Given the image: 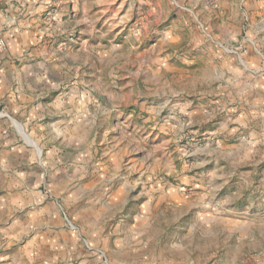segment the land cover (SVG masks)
Here are the masks:
<instances>
[{
  "label": "rangeland",
  "instance_id": "rangeland-1",
  "mask_svg": "<svg viewBox=\"0 0 264 264\" xmlns=\"http://www.w3.org/2000/svg\"><path fill=\"white\" fill-rule=\"evenodd\" d=\"M20 2L0 0V264H264V0H42L12 23ZM44 51L78 63L47 95L1 77ZM23 93L49 116L14 119ZM43 207L52 234L26 224Z\"/></svg>",
  "mask_w": 264,
  "mask_h": 264
},
{
  "label": "crops",
  "instance_id": "crops-1",
  "mask_svg": "<svg viewBox=\"0 0 264 264\" xmlns=\"http://www.w3.org/2000/svg\"><path fill=\"white\" fill-rule=\"evenodd\" d=\"M20 5H24L23 9H25L26 11H23L22 14L19 13V15H17L16 17L12 16L10 19V21L12 23H15V21H17L18 16H22V17H32V15H34V13L36 12V14H42L40 15V17H37L36 20H40L42 16L46 17L48 16L47 14L45 15V12L48 10L47 6L42 2V0H19ZM26 2V5H25ZM47 3V2H45ZM44 9L43 11H41V9ZM41 11V13H40ZM43 18V17H42ZM112 28H121L122 27V19L119 18V15L114 16L112 18ZM48 18H45V24H48L49 21L47 22ZM56 20V19H55ZM62 24L61 20L60 22H56L55 25L56 27H58V30H63V27H61L60 25ZM66 24V22L64 23ZM69 24V23H68ZM67 25V24H66ZM60 26V27H59ZM69 26V25H68ZM56 34V32L52 29L48 30L47 35L52 37V35ZM18 35V34H17ZM14 36L12 39H10V41H17L18 43H22L23 42V38L18 36ZM18 45H22V44H18ZM41 56V67H32L26 71H22V73L20 74L18 71H15L14 69L12 70H4V73L2 72V76L3 79H13L15 78L14 74H18V78L22 77L24 79V83L26 85L27 89H32V91L38 92L40 94H45L47 95L50 91L54 90V87L56 86L55 83L52 81L53 78L56 77V75L58 74H64V71H70V69L75 70V68L77 67L78 63L76 62H72V66L68 69L66 68L68 66V57H66L65 55L58 53L56 55V60L52 61V59L47 60L48 57V52H43L42 54H40ZM57 57H60V59H58ZM61 76V75H60ZM18 80V79H17ZM29 97L26 93H23L22 95H19V97L17 98H12L8 99V102H10L11 107H14V110H10L8 111L11 116L16 119L19 123L21 124H25L26 120L28 119V115L29 114H33L36 115L35 118L40 119L43 114H47L49 116V112L52 111L53 108V104L48 103L46 106H41L40 101H37L38 98L36 99L35 102H33L31 105H28L29 102ZM40 100V99H39ZM63 109V108H62ZM26 117V118H25ZM3 118H5L7 121H4ZM9 123V125L6 124ZM13 121L11 120V118L8 115H2L0 116V143H4V141L6 140H2L3 138L2 134L5 133L6 136L7 134L9 135H13V132L10 131V127L13 128L12 126ZM25 152H29L27 150L28 147H24ZM1 150V149H0ZM11 154H13V151L9 150L4 151V155L2 157H4V159H2V157H0V160H6L3 161L2 163L0 162V166L3 167V170L9 174V165H11ZM0 156H1V151H0ZM42 210H39L36 214L31 213L30 216L28 217V222L29 225L31 226H40L44 233H49L52 234V230L49 229L50 225L53 223L54 221V213H52L53 211H49L47 208L43 207L41 208ZM25 224V225H26ZM8 225V224H7ZM28 225V226H29ZM9 228V227H8ZM17 227H10L9 230L12 232H18L19 230H17ZM69 230L71 231L72 234H75L74 230H76L74 227L69 226ZM68 233H65V229H62V231H60L57 233L55 237V239H53V237L51 238L50 236L47 237L45 236L44 243L43 245H45L48 249L52 248L53 245H56L57 250L59 248H61V245H65L69 242L73 243L74 239H73V235H70L71 240H69V236L67 235ZM70 234V233H69ZM76 235L79 236V233L77 232ZM49 253V252H48ZM48 255V254H47Z\"/></svg>",
  "mask_w": 264,
  "mask_h": 264
},
{
  "label": "built area",
  "instance_id": "built-area-1",
  "mask_svg": "<svg viewBox=\"0 0 264 264\" xmlns=\"http://www.w3.org/2000/svg\"><path fill=\"white\" fill-rule=\"evenodd\" d=\"M1 44H3V43H1Z\"/></svg>",
  "mask_w": 264,
  "mask_h": 264
}]
</instances>
